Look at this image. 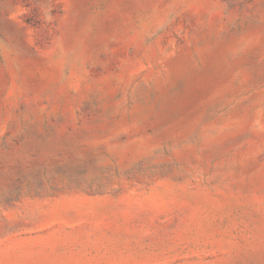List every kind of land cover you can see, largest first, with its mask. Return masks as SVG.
Wrapping results in <instances>:
<instances>
[{
    "label": "rangeland",
    "instance_id": "1",
    "mask_svg": "<svg viewBox=\"0 0 264 264\" xmlns=\"http://www.w3.org/2000/svg\"><path fill=\"white\" fill-rule=\"evenodd\" d=\"M0 264H264V0H0Z\"/></svg>",
    "mask_w": 264,
    "mask_h": 264
}]
</instances>
